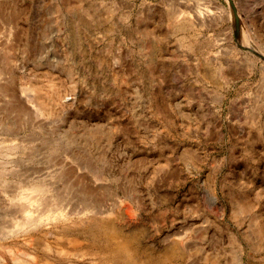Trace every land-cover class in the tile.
<instances>
[{"label": "rangeland", "instance_id": "obj_1", "mask_svg": "<svg viewBox=\"0 0 264 264\" xmlns=\"http://www.w3.org/2000/svg\"><path fill=\"white\" fill-rule=\"evenodd\" d=\"M15 258L264 264V0H0Z\"/></svg>", "mask_w": 264, "mask_h": 264}, {"label": "bare ground", "instance_id": "obj_2", "mask_svg": "<svg viewBox=\"0 0 264 264\" xmlns=\"http://www.w3.org/2000/svg\"><path fill=\"white\" fill-rule=\"evenodd\" d=\"M196 10V9H195ZM207 10V9H206ZM205 11V10H204ZM197 12H199L200 14H202V13H204L203 11H202V9H198V11ZM218 12V11H217ZM203 15V14H202ZM208 18V17H207ZM204 20V19H203ZM208 20V19H207ZM241 32V31H240ZM243 32V31H242ZM244 32H246V31H244ZM244 35H246V34H244ZM238 36H240V35H238ZM243 37H245V38H243V39H240V40H242V43L244 44V43H248L249 44V42H247V36H243ZM249 38V37H248ZM239 39V38H238ZM241 42V41H240ZM256 44V43H255ZM251 45V44H250ZM246 46V45H245ZM254 48V47H253ZM44 187H45V189H46V186H44V185H41V184H36V185H32V186H30V187H27V188H25V190H20L19 192H21V193H19V196L17 197V199L16 200H19L20 202H24V203H26L27 205H30V204H37L39 201L38 200H40L39 199V194H41V192H43L42 190L44 189ZM16 193H17V191H16ZM15 193V194H16ZM45 192H43L42 194H44ZM18 194V193H17ZM15 198V197H14ZM41 198V197H40ZM43 198V197H42ZM12 200V199H11ZM15 200V199H14ZM42 201V200H41ZM44 201H46V200H44ZM12 202H13V200H12ZM42 203H44V202H42ZM46 203V202H45ZM17 204V203H16ZM18 204H19V202H18ZM14 205V204H13ZM20 205V204H19ZM31 205V206H32ZM23 206H25V205H23ZM31 206H29V207H31ZM49 206V205H48ZM19 208V207H18ZM25 208V207H24ZM27 208V207H26ZM25 208V209H26ZM19 210V209H18ZM21 210V209H20ZM23 210V209H22ZM44 210V209H43ZM25 211V210H24ZM22 212V211H21ZM39 212V211H38ZM41 212V211H40ZM39 212V213H40ZM21 214H23V212L21 213ZM53 215L55 216V215H57V214H53V213H47V214H45L44 212H42V214H39V215H37L36 216V218L34 217V219H30V220H22V221H19V220H16L15 221V223L13 222V224H12V226L11 227H9V226H7V227H9L8 228V232L10 231V233H12L13 231H15L16 232V230H20V229H27V228H29V227H31L33 224L35 225V222H40V221H43V220H46L47 218H49V217H53ZM17 216V215H16ZM18 217V216H17ZM22 217H23V215H22ZM20 218V217H19ZM14 219H15V216H14ZM13 221V220H12ZM3 228V227H2ZM5 230H7V229H5ZM7 231H5V233H6ZM14 233V232H13ZM1 234H2V232H1ZM3 234H4V232H3ZM9 234V233H8ZM5 236H7V235H5ZM1 237H2V235H1ZM4 237V236H3ZM11 247V246H10ZM14 247V246H13ZM7 249H8V247H7ZM9 250V249H8ZM11 250V249H10ZM18 250V249H17ZM16 251V250H15ZM2 252V251H1ZM11 253V252H10ZM8 256V255H7ZM4 258V257H3ZM22 258V257H21ZM31 258V257H30ZM9 259V258H8ZM25 259H27V258H25ZM33 260V259H32ZM32 260L30 261V260H22V259H19V258H15V262H17V264H35L34 262H32ZM40 260V259H39ZM39 260H37V262L39 261ZM4 261V260H3ZM5 262H7V261H5ZM39 264H40V261L38 262ZM37 263V264H38ZM0 264H1V262H0ZM5 264H7V263H5ZM41 264H53V263H49L48 261H44L43 263H41Z\"/></svg>", "mask_w": 264, "mask_h": 264}]
</instances>
